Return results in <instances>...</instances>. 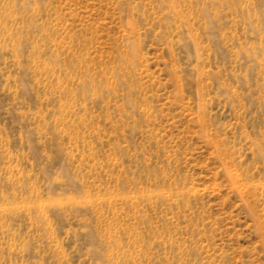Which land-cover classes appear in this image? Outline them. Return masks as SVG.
Masks as SVG:
<instances>
[{
    "label": "rangeland",
    "instance_id": "rangeland-1",
    "mask_svg": "<svg viewBox=\"0 0 264 264\" xmlns=\"http://www.w3.org/2000/svg\"><path fill=\"white\" fill-rule=\"evenodd\" d=\"M0 264H264V0H0Z\"/></svg>",
    "mask_w": 264,
    "mask_h": 264
}]
</instances>
